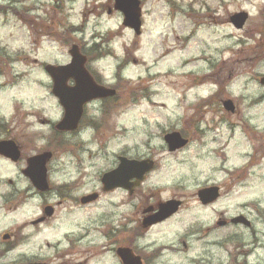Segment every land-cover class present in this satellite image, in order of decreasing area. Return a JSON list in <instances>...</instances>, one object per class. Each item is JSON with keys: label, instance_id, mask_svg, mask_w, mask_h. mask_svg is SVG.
<instances>
[{"label": "clouds", "instance_id": "clouds-1", "mask_svg": "<svg viewBox=\"0 0 264 264\" xmlns=\"http://www.w3.org/2000/svg\"><path fill=\"white\" fill-rule=\"evenodd\" d=\"M0 264H264V0H0Z\"/></svg>", "mask_w": 264, "mask_h": 264}, {"label": "water", "instance_id": "water-1", "mask_svg": "<svg viewBox=\"0 0 264 264\" xmlns=\"http://www.w3.org/2000/svg\"><path fill=\"white\" fill-rule=\"evenodd\" d=\"M133 7H134V5L130 3L129 6H128V9H127L129 11V16H130L131 19H134V12L132 11ZM83 86L87 90H90L91 87H92L90 85V82H88L87 80H85L83 82ZM68 99H69V103L73 102L71 96H69ZM31 163H32L33 167L37 170V172L40 174L39 175V179H42V159L41 158H36L35 160L31 161ZM38 182H39V180H38Z\"/></svg>", "mask_w": 264, "mask_h": 264}]
</instances>
